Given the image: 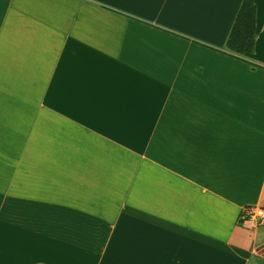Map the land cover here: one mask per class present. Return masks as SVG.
Returning <instances> with one entry per match:
<instances>
[{
	"label": "crops",
	"instance_id": "obj_1",
	"mask_svg": "<svg viewBox=\"0 0 264 264\" xmlns=\"http://www.w3.org/2000/svg\"><path fill=\"white\" fill-rule=\"evenodd\" d=\"M0 0V264H264V0Z\"/></svg>",
	"mask_w": 264,
	"mask_h": 264
},
{
	"label": "trees",
	"instance_id": "obj_2",
	"mask_svg": "<svg viewBox=\"0 0 264 264\" xmlns=\"http://www.w3.org/2000/svg\"><path fill=\"white\" fill-rule=\"evenodd\" d=\"M256 5L243 0L226 41V47L238 54L252 53L255 46Z\"/></svg>",
	"mask_w": 264,
	"mask_h": 264
},
{
	"label": "built area",
	"instance_id": "obj_3",
	"mask_svg": "<svg viewBox=\"0 0 264 264\" xmlns=\"http://www.w3.org/2000/svg\"><path fill=\"white\" fill-rule=\"evenodd\" d=\"M239 221L244 225L264 224V203L259 205H248L243 207L239 215Z\"/></svg>",
	"mask_w": 264,
	"mask_h": 264
}]
</instances>
